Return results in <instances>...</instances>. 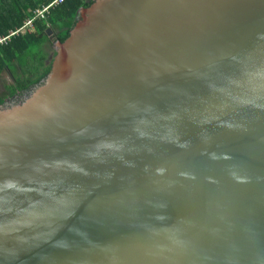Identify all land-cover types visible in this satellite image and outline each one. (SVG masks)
<instances>
[{"label":"water","instance_id":"95a60500","mask_svg":"<svg viewBox=\"0 0 264 264\" xmlns=\"http://www.w3.org/2000/svg\"><path fill=\"white\" fill-rule=\"evenodd\" d=\"M53 46L0 107V264H264V0H95Z\"/></svg>","mask_w":264,"mask_h":264},{"label":"trees","instance_id":"16d2710c","mask_svg":"<svg viewBox=\"0 0 264 264\" xmlns=\"http://www.w3.org/2000/svg\"><path fill=\"white\" fill-rule=\"evenodd\" d=\"M54 0H0V34L22 28L35 11ZM95 0H65L51 11L47 21H36L34 31L13 37L0 45V78L10 72L13 81L0 92V107L8 100L24 96L41 85L51 71L49 59L52 40L64 42L76 26L81 10L91 8ZM51 31V35L49 34ZM53 43V42H52Z\"/></svg>","mask_w":264,"mask_h":264},{"label":"built area","instance_id":"2783aa9c","mask_svg":"<svg viewBox=\"0 0 264 264\" xmlns=\"http://www.w3.org/2000/svg\"><path fill=\"white\" fill-rule=\"evenodd\" d=\"M64 2L65 0H54L50 6L35 11L33 17L31 19H28L22 28L11 31L8 36H2L0 34V45L7 44L12 40L13 37L19 36L20 34H26L34 31L35 22L37 20L47 21L49 19V16L51 15V11L58 6H61Z\"/></svg>","mask_w":264,"mask_h":264},{"label":"rangeland","instance_id":"374dc122","mask_svg":"<svg viewBox=\"0 0 264 264\" xmlns=\"http://www.w3.org/2000/svg\"><path fill=\"white\" fill-rule=\"evenodd\" d=\"M53 42V43H52ZM52 42H51V46L49 47V51H50V58L49 59H51V58H53V55H54V51H55V49H54V42H55V40H52ZM12 81H13V76L11 75V73L10 72H6L5 74H4V76H2L1 78H0V92L2 91V90H4V86L5 85H7V84H10V83H12Z\"/></svg>","mask_w":264,"mask_h":264}]
</instances>
